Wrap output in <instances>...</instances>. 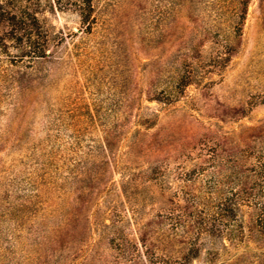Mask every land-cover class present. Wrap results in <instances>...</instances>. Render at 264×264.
<instances>
[{
    "label": "rangeland",
    "instance_id": "1",
    "mask_svg": "<svg viewBox=\"0 0 264 264\" xmlns=\"http://www.w3.org/2000/svg\"><path fill=\"white\" fill-rule=\"evenodd\" d=\"M0 3L16 15L23 13L26 26L36 11L52 35L79 33V15L54 0ZM259 6L260 0L250 1L240 45L227 67L220 74H204L201 84L189 85L170 105L147 99L154 80L148 62L156 51L144 49L140 37L130 36L124 13H118L122 22L103 40V49L94 50L101 36L86 40L91 53L80 58L81 64L69 56L72 42H51L54 59L35 71L17 57L21 50L14 45L19 44L8 40L10 55L0 54V211L18 201L36 163L48 154L60 187L45 193L44 208L28 217L18 237L13 221L0 217V264H145L136 253L139 235L143 224L154 218L161 189L145 182L149 165L136 159L130 148L140 131L172 130L174 141L189 139L195 117L208 130H239L263 121L264 17ZM211 49L207 42L205 59ZM131 93L137 98L132 110ZM114 130L121 137L118 165L104 149L105 133ZM84 150L89 153L82 155ZM80 157L88 162V171L69 175V165ZM163 181L166 193L176 189L173 171ZM247 217L243 210L242 218ZM226 256L222 251L212 264ZM192 264H211L206 249Z\"/></svg>",
    "mask_w": 264,
    "mask_h": 264
},
{
    "label": "trees",
    "instance_id": "2",
    "mask_svg": "<svg viewBox=\"0 0 264 264\" xmlns=\"http://www.w3.org/2000/svg\"><path fill=\"white\" fill-rule=\"evenodd\" d=\"M54 1L79 15V33L52 35L43 28L36 11L29 14L31 22L26 26L23 13L16 15L0 3V54L10 55L8 40L16 41L19 45L14 46L21 50L17 57L38 71L39 64L54 59L56 49L50 48L51 42L56 46L72 42L69 56L81 64L80 58L91 53L86 40L101 36L94 50L103 49V40L122 22L117 16L124 13L130 36L140 37L144 49L156 51L148 62L154 80L146 91L147 99L170 105L185 95L189 85L201 84L204 74H220L227 67L240 45L251 0ZM259 8L264 17V0ZM207 42L212 49L205 59L202 52ZM22 78L17 79L20 84ZM131 94L130 110L137 100ZM195 119L189 139L174 141L172 130L140 131L130 148L136 159L149 165L145 182L159 184L161 189L154 218L140 231L141 248L136 253L145 264H192L202 249L211 264L222 251L227 256L220 264H264V119L239 130H208L203 121ZM104 138L106 155L118 165L120 133L107 131ZM47 156L36 163L18 201L0 211V217L16 225L17 237L28 217L44 208L45 193L59 185L51 174L53 156ZM87 164L80 157L69 165V175L77 174L78 169L87 172ZM169 170L174 172L177 186L166 193L163 178ZM249 243L254 245H245Z\"/></svg>",
    "mask_w": 264,
    "mask_h": 264
}]
</instances>
